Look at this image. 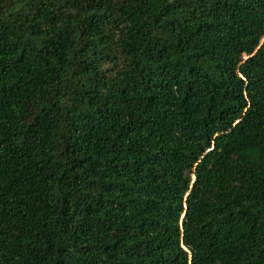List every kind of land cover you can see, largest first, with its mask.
<instances>
[{"label": "trees", "instance_id": "trees-1", "mask_svg": "<svg viewBox=\"0 0 264 264\" xmlns=\"http://www.w3.org/2000/svg\"><path fill=\"white\" fill-rule=\"evenodd\" d=\"M0 264H264V0H0Z\"/></svg>", "mask_w": 264, "mask_h": 264}]
</instances>
